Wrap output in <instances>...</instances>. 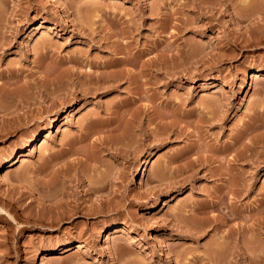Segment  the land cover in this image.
I'll return each instance as SVG.
<instances>
[{
  "label": "rangeland",
  "instance_id": "374dc122",
  "mask_svg": "<svg viewBox=\"0 0 264 264\" xmlns=\"http://www.w3.org/2000/svg\"><path fill=\"white\" fill-rule=\"evenodd\" d=\"M257 70L264 0H0V264H264Z\"/></svg>",
  "mask_w": 264,
  "mask_h": 264
},
{
  "label": "bare ground",
  "instance_id": "6f19581e",
  "mask_svg": "<svg viewBox=\"0 0 264 264\" xmlns=\"http://www.w3.org/2000/svg\"><path fill=\"white\" fill-rule=\"evenodd\" d=\"M245 47V46H244ZM264 75V71H262V70H257V71H255L254 73H253V78H261L262 76ZM55 106V105H54ZM137 118V117H136ZM135 120V119H134ZM163 122V121H162ZM15 124V123H14ZM17 125V124H16ZM19 125V124H18ZM137 125V124H136ZM138 126H140V127H142V118H140L139 117V119H138ZM16 126H13L12 125V128H15ZM1 128V127H0ZM7 128V127H6ZM144 128V127H143ZM3 129H5V128H1V133L0 134H2V133H6V132H8V129H9V127H8V129H5V131L6 132H4L3 131ZM11 129V128H10ZM12 130H14V129H12ZM15 131V130H14ZM3 134V135H4ZM240 134H241V132H240ZM239 134V135H240ZM238 135V136H239ZM243 134H241V136H242ZM240 136V138H242ZM237 140H238V138H237ZM40 142V141H39ZM39 142L37 143V144H39ZM45 142V139H43V141H41L40 142V144L39 145H43V143ZM73 143H74V141H73ZM72 143V144H73ZM35 144V141H33V145ZM33 145H30L29 146V149H20L17 153H16V155L14 156V158L12 159V161L13 162H15V163H17V162H19L20 161V159H21V157L22 156H25V155H27L28 153L26 152L27 150H32V146ZM67 150V149H66ZM69 150H71V149H69ZM67 153V152H66ZM69 153V152H68ZM62 154V153H61ZM55 157L57 156L56 155V153L55 154H53ZM59 156H60V154H59ZM63 157V156H62ZM55 159V158H54ZM62 159V158H61ZM63 160V159H62ZM64 160H65V158H64ZM59 161V160H58ZM6 162H10V160H9V158H7L6 159ZM52 162V161H51ZM56 162V161H55ZM53 164V163H52ZM64 164V163H63ZM5 165V164H4ZM50 165V164H49ZM6 168V167H5ZM1 173H2V176L3 177H5V178H11L10 177V175L8 174V172L4 169V167L2 166V169H1ZM52 182V181H51ZM49 183V182H48ZM48 185H50V186H48V188H49V190H46L47 192H44L45 194L42 196L41 195V199H40V204H42V208L40 209L41 211H40V213H45V212H49V215L48 214H46L47 216H46V219H47V222H46V224H48L49 226H53V225H55V224H59V223H61L62 221H65L66 219H68V218H71V217H73V220H74V218H76V216H78L79 214H81V213H83V214H86L87 213V215L89 214V215H97V214H99L100 212H102V208L104 207V206H102L103 205V203L104 202H102L101 200L99 201V202H95V204H93V206L90 208H87L86 206L85 207H81V204L79 203V204H76L75 203V205H70L71 203L70 202H63V201H58V200H56L55 199V201L54 200H52V196H53V193H55L54 192V187L52 188V185L51 184H48ZM47 186V185H46ZM98 189V187L95 185V186H92L91 187V190L92 191H96ZM20 199V198H19ZM52 200V201H51ZM17 201V200H16ZM47 201H49V202H51V203H48L47 205H45V202H47ZM1 210H5V211H7V212H9L8 211V209H5V208H3V207H1ZM45 211V212H44ZM196 211V210H195ZM10 213V212H9ZM40 213H38L39 215H40ZM11 214V213H10ZM195 214H196V212H195ZM41 215H44V214H41ZM12 216V215H11ZM41 217V216H40ZM44 217V219H45V216H43ZM45 219V220H46ZM12 223V222H11ZM42 223H44V222H42ZM22 229H24V227H20V230H22ZM72 248H74L73 246H72V243H67L66 245H64L62 248H61V252L62 253H64V252H67V251H69V250H71ZM78 248H80V245H78V247H77V249L76 250H78ZM18 249V248H17Z\"/></svg>",
  "mask_w": 264,
  "mask_h": 264
}]
</instances>
